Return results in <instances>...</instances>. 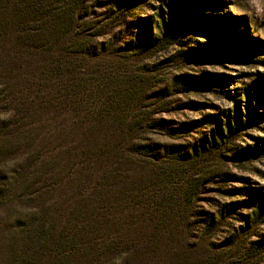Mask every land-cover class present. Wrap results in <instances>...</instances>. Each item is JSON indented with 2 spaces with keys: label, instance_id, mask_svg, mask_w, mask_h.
<instances>
[{
  "label": "trees",
  "instance_id": "16d2710c",
  "mask_svg": "<svg viewBox=\"0 0 264 264\" xmlns=\"http://www.w3.org/2000/svg\"><path fill=\"white\" fill-rule=\"evenodd\" d=\"M90 1L0 0V264L257 263L264 188L251 211L234 212L242 222L218 246L210 234L244 201L213 213H200L196 202L205 183L234 177L221 170L224 152L264 154V138L240 149L233 142L247 122L264 117V78L240 87L234 108L185 145L142 143L160 125L149 99L160 101L169 87L144 94L148 76L130 65L139 45H117L121 31L95 43L121 27L124 5ZM189 1L160 0L150 22L162 35L150 47L169 43ZM222 19L243 17L213 18ZM243 34L231 31L214 54L234 53Z\"/></svg>",
  "mask_w": 264,
  "mask_h": 264
},
{
  "label": "rangeland",
  "instance_id": "374dc122",
  "mask_svg": "<svg viewBox=\"0 0 264 264\" xmlns=\"http://www.w3.org/2000/svg\"><path fill=\"white\" fill-rule=\"evenodd\" d=\"M121 2L124 5L121 27L97 37L95 43H107L112 39L113 33L121 31L117 45L125 46V42L127 45L132 41L139 45L140 49L133 50L137 54L131 56L130 65L135 68L134 75L148 76L149 89L144 94H152L166 86L169 87V95L160 101L156 96L149 99L156 102V105L147 109L155 108L152 118L158 120L160 125L155 127L142 143L185 145L192 141V137L200 136L201 131L215 127L216 119L222 111L234 108L232 97L237 94L240 87L251 83L258 76L264 78V0H190L181 11L176 29L169 32V43L153 47H150L152 38L161 37L162 34L156 28V24L150 22V18L153 17L160 0ZM106 6L107 4L95 7V11L103 12ZM227 14L243 19H239V23L235 22L237 20L222 19L217 22L213 20L214 17L223 18ZM209 17H212L211 20ZM233 30L243 31L241 39L243 45L237 47L234 53L225 51L215 55L219 42L221 43ZM200 46L201 51L197 50ZM182 51L185 55L179 53ZM175 77L180 78L177 82L180 89L173 91L171 83ZM203 118L205 119L200 121ZM192 121L201 123L186 125ZM167 128L169 132L166 131ZM49 130L43 128L42 132ZM238 132L240 134L235 135L233 140L235 146L238 148L254 146L256 138H264V117L255 121L250 120ZM65 149L66 146H63L61 152ZM224 154L227 156L225 160L223 159L221 170L233 174L234 177H227L218 183H205L197 199L196 209L200 213H213L220 205L226 204L228 209H231L230 203L244 202L242 205H234L235 211L230 210L228 214L225 212V222L210 234L208 240L216 246L227 241L231 234L230 228L241 224V218L234 212L246 214L251 211V204L258 199V190L264 188L263 153L239 154L236 158L232 153ZM214 162L216 161L212 163ZM236 187H243L248 191L246 193L225 191ZM15 210L33 211L32 208L20 206ZM16 213L11 212V217L14 218ZM204 226V223H199L194 227L198 235ZM255 230L259 234H264V221L259 222ZM256 238L258 237H250ZM257 259L255 264H264V251Z\"/></svg>",
  "mask_w": 264,
  "mask_h": 264
}]
</instances>
